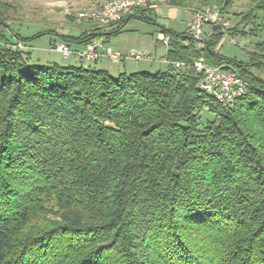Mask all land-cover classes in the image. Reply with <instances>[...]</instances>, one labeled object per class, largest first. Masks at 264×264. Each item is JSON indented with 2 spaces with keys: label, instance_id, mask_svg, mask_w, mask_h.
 I'll return each mask as SVG.
<instances>
[{
  "label": "trees",
  "instance_id": "obj_1",
  "mask_svg": "<svg viewBox=\"0 0 264 264\" xmlns=\"http://www.w3.org/2000/svg\"><path fill=\"white\" fill-rule=\"evenodd\" d=\"M251 1L241 21L258 20L263 38L246 61L218 51L217 26L202 42L163 28L165 70L114 75L30 63L0 0V264H264V0ZM199 57L235 67L247 91L223 105L200 90ZM204 107L214 117L202 122Z\"/></svg>",
  "mask_w": 264,
  "mask_h": 264
},
{
  "label": "rangeland",
  "instance_id": "obj_2",
  "mask_svg": "<svg viewBox=\"0 0 264 264\" xmlns=\"http://www.w3.org/2000/svg\"><path fill=\"white\" fill-rule=\"evenodd\" d=\"M5 1L9 2L11 6L7 12V23L9 25L3 29V32L12 41H17L18 37L15 33L19 34L24 49L30 53L28 58L30 63L48 64L57 62L70 64L74 62V55L64 58L60 52L50 49V39L53 37L58 38V35L53 32L77 35L80 31L90 28L91 24L76 20L77 13L94 3L105 0ZM251 2V0H233L232 6L223 11L216 4H212L219 8L226 21V26L219 28L224 31L217 45L221 54L236 60L246 61L248 52L253 49L256 42L263 38V33L257 26L258 20L248 19L247 21H241ZM147 7H150L145 10L149 20L132 17L120 31L104 36V38L105 44L121 55L128 54L130 51H144L150 54L155 59L154 61L127 59L126 67L124 68L123 60L112 61L106 57H100L99 60L93 61L92 64L88 63V61H83L81 64L84 67L104 68L114 75L125 70L126 72L165 70L169 64L166 61L161 62L159 60L163 61L162 58L166 55L167 46L165 42L159 39L158 33H162L163 28L176 32L187 31V22L192 18L194 8H184L185 10L179 8L178 12L177 8L167 4V0L165 3ZM187 11L190 12L191 17L186 21ZM231 29L234 30L232 31ZM250 29L253 32L250 33ZM203 31V36L207 37L208 34L212 33L213 28L210 25H205ZM200 114L202 122L211 120L214 117L213 112L209 111L207 107H204Z\"/></svg>",
  "mask_w": 264,
  "mask_h": 264
},
{
  "label": "built area",
  "instance_id": "obj_3",
  "mask_svg": "<svg viewBox=\"0 0 264 264\" xmlns=\"http://www.w3.org/2000/svg\"><path fill=\"white\" fill-rule=\"evenodd\" d=\"M165 2L166 0H105L94 3L79 11L76 20L92 25L84 30L87 34L92 32H99V34L85 42L79 49H71L62 40L50 41V49L60 52L64 58L74 55L79 61H96L100 57H107L112 61L125 59L151 61L152 56L144 51H130L128 54L121 55L112 50L110 46L105 44L103 31L118 24L122 25L123 17L132 14L135 9ZM205 25L219 28L226 26V21L218 7L212 5L194 9L192 18L187 22V31L195 39L202 42L206 38L203 36ZM158 37L166 44L168 43V38L164 33H158ZM13 46L20 49L24 48L22 41L16 42ZM171 65L175 69H180L184 63L176 60L172 61ZM193 66L200 75L198 88L212 95L223 105H231L236 97L245 93L249 87L248 81L240 75L235 67L228 63L210 65L202 57H199L193 61Z\"/></svg>",
  "mask_w": 264,
  "mask_h": 264
},
{
  "label": "crops",
  "instance_id": "obj_4",
  "mask_svg": "<svg viewBox=\"0 0 264 264\" xmlns=\"http://www.w3.org/2000/svg\"><path fill=\"white\" fill-rule=\"evenodd\" d=\"M174 8H176V7H174ZM182 10H185L184 8H181ZM177 10H178V12H179V8H177ZM180 12H182V11H180ZM188 12V16H187V18H186V21L188 20V19H190V17H191V14H190V12L189 11H187ZM205 27V26H204ZM211 27V26H210ZM208 31V30H207ZM209 35V34H208ZM51 39H58V38H56V37H53V38H51ZM51 39H50V41H51ZM11 42H18V41H21V39H19L18 38V40L17 41H12V40H10ZM68 43V45H69V47L71 48V49H79V48H81L82 46H83V44L84 43H76V42H71V41H69V42H67ZM78 44V45H77ZM22 49H24V48H22ZM166 50H167V47H166ZM75 59H74V62H71L70 64H80V63H83V61H79L76 57H74ZM105 58V57H104ZM107 58V57H106ZM163 59V61L162 60H159V61H161V62H165L166 61V63L167 64H169V61L164 57V58H162ZM99 60V59H98ZM126 60L127 59H125V60H123V66H124V68L126 67ZM155 59L154 58H152V60L151 61H154ZM97 61V60H96ZM92 62L93 61H88V63H90V64H92ZM138 69H140V68H138ZM126 71V70H125Z\"/></svg>",
  "mask_w": 264,
  "mask_h": 264
}]
</instances>
